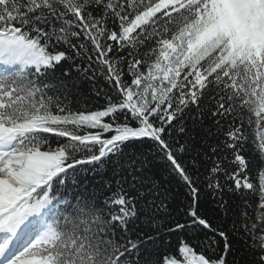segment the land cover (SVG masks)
<instances>
[{"label":"snow or ice","instance_id":"1","mask_svg":"<svg viewBox=\"0 0 264 264\" xmlns=\"http://www.w3.org/2000/svg\"><path fill=\"white\" fill-rule=\"evenodd\" d=\"M98 77L103 106L69 107ZM249 128L264 158V0H0V264H264ZM84 172L107 178L69 199Z\"/></svg>","mask_w":264,"mask_h":264},{"label":"trees","instance_id":"2","mask_svg":"<svg viewBox=\"0 0 264 264\" xmlns=\"http://www.w3.org/2000/svg\"><path fill=\"white\" fill-rule=\"evenodd\" d=\"M71 83L75 84V87L71 90L72 95L69 96L67 101L69 107L74 110H97L103 106L105 97L103 95H97V90L103 89L107 92L108 85L102 77H98L95 82L83 78H74ZM247 132L249 139L244 143L241 154L251 162L253 169H255L261 164V161L264 160V158L258 159L259 151L256 144L253 143V140L255 139L254 128L247 129ZM55 146L56 145L53 144V147ZM154 165V171L161 184V193L168 205L167 211L173 216H178L185 209L190 200L188 189L184 182L166 166V161L157 158L154 160ZM202 172L203 170H201L200 176V187L202 191L199 201V203L203 205L201 210L207 211L215 224H220L222 223V220L217 213L213 212L215 203L210 191L204 186ZM102 177L103 179L107 178L103 172L99 175L92 172H84L77 177L78 180L83 181L80 188L69 187L64 192V195L71 199L76 195L77 191L82 190L83 187H87L90 191H98L100 185L103 183ZM227 227H230V225H227ZM241 264H243V261H241Z\"/></svg>","mask_w":264,"mask_h":264}]
</instances>
